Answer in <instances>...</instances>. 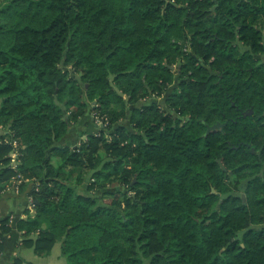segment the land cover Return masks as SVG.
Masks as SVG:
<instances>
[{
    "label": "trees",
    "instance_id": "obj_1",
    "mask_svg": "<svg viewBox=\"0 0 264 264\" xmlns=\"http://www.w3.org/2000/svg\"><path fill=\"white\" fill-rule=\"evenodd\" d=\"M256 57L264 0H0V185L33 184L25 244L61 243L66 264H264ZM231 98L261 118L203 137ZM88 109L97 131L64 143Z\"/></svg>",
    "mask_w": 264,
    "mask_h": 264
},
{
    "label": "crops",
    "instance_id": "obj_2",
    "mask_svg": "<svg viewBox=\"0 0 264 264\" xmlns=\"http://www.w3.org/2000/svg\"><path fill=\"white\" fill-rule=\"evenodd\" d=\"M97 129L98 126L88 109L83 117L70 124L63 142L76 145L80 140H85L88 134L95 133ZM6 133V130H0V136ZM10 157L14 160L15 153H11ZM15 183L17 180L13 177L7 184L0 185V221L9 218L11 225V232L6 236L0 250V264H66L61 243H56L46 256L36 255L33 247L25 244L26 239L23 233L17 230L16 224L26 218V210L32 211L33 184L29 183L22 190L20 186L22 183L18 184V187ZM30 238L36 240L37 234Z\"/></svg>",
    "mask_w": 264,
    "mask_h": 264
},
{
    "label": "flooded vegetation",
    "instance_id": "obj_3",
    "mask_svg": "<svg viewBox=\"0 0 264 264\" xmlns=\"http://www.w3.org/2000/svg\"><path fill=\"white\" fill-rule=\"evenodd\" d=\"M260 59H262L260 61ZM256 61H259V64H264V59L263 58H259L256 57L255 58ZM252 71V69H250ZM214 77H218L220 80L222 79V76L218 73V75H213ZM253 77V75H251V78ZM224 93H225V97H232L229 93V89L228 87H224ZM230 102H232V106L235 109V120H232L231 118L227 117V114L224 113L222 115L223 121H216L215 123L211 124V125H206V131L205 134L203 135V137H207L208 135H210L211 133H216V132H220L223 135V139L224 140H228V137L230 136V134L232 133L231 128L229 127L230 121H232V123H234L235 125H237V121L240 120V118H244V119H248V118H253L254 116L257 117V119H260L261 116H258L255 114V111L253 109V107H249L245 110L240 109L239 106L236 105L235 101L233 100V98L230 99ZM252 110V111H251ZM215 129H210V131L207 133L208 128H211L213 126H216ZM240 140V139H237ZM254 150V149H253ZM255 151V150H254ZM252 152V151H251ZM261 152V150L258 151L257 155H259V153ZM253 154H256L255 152H253Z\"/></svg>",
    "mask_w": 264,
    "mask_h": 264
},
{
    "label": "built area",
    "instance_id": "obj_4",
    "mask_svg": "<svg viewBox=\"0 0 264 264\" xmlns=\"http://www.w3.org/2000/svg\"><path fill=\"white\" fill-rule=\"evenodd\" d=\"M97 122H98V124L100 125V121L99 120H97ZM13 146L16 148V143H13ZM15 153V158H14V160H13V162L11 163V165H12V167L13 168H15L16 169V167H17V162H16V158H17V154H16V152H14ZM15 179L17 180V183H15L16 184V186L18 187L19 185H20V183H22V178L19 176V175H17L16 177H15ZM19 184V185H18ZM32 203H33V201H32ZM32 205V204H31Z\"/></svg>",
    "mask_w": 264,
    "mask_h": 264
},
{
    "label": "water",
    "instance_id": "obj_5",
    "mask_svg": "<svg viewBox=\"0 0 264 264\" xmlns=\"http://www.w3.org/2000/svg\"><path fill=\"white\" fill-rule=\"evenodd\" d=\"M211 74H212V75H218V73H213V72H211ZM251 111H252V110H251ZM215 127H217V125H216V126H213V127H211V128H208L207 133L210 131V129H215ZM68 145L70 146L71 144L69 143ZM253 152H255V151L252 149V153H253ZM243 199H245L244 196H243Z\"/></svg>",
    "mask_w": 264,
    "mask_h": 264
},
{
    "label": "rangeland",
    "instance_id": "obj_6",
    "mask_svg": "<svg viewBox=\"0 0 264 264\" xmlns=\"http://www.w3.org/2000/svg\"><path fill=\"white\" fill-rule=\"evenodd\" d=\"M263 59H264V57H263ZM161 99H162V97H160V100H161ZM242 196H244V198H245L246 195H245L244 192L242 193Z\"/></svg>",
    "mask_w": 264,
    "mask_h": 264
}]
</instances>
